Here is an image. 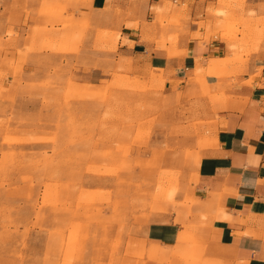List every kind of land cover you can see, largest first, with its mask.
<instances>
[{
    "label": "rangeland",
    "instance_id": "1",
    "mask_svg": "<svg viewBox=\"0 0 264 264\" xmlns=\"http://www.w3.org/2000/svg\"><path fill=\"white\" fill-rule=\"evenodd\" d=\"M216 1L196 24L225 40L227 67L244 72L264 48V0L259 9L249 6L255 0ZM183 9L172 0L152 7L162 44L175 43L191 21ZM45 12L63 18L60 9ZM70 25L62 21L60 34L44 27L31 44L79 53L83 32L69 33ZM119 28L94 30L93 49L109 53L103 75L84 78L87 65L65 63L29 87L0 86V264H143L152 217L188 197L194 160L215 130L205 98L221 97L204 76L193 89L170 91L156 70L134 74L117 53ZM187 241L193 248L175 261L204 263L200 239Z\"/></svg>",
    "mask_w": 264,
    "mask_h": 264
},
{
    "label": "crops",
    "instance_id": "2",
    "mask_svg": "<svg viewBox=\"0 0 264 264\" xmlns=\"http://www.w3.org/2000/svg\"><path fill=\"white\" fill-rule=\"evenodd\" d=\"M165 1L0 0V86L29 87L65 63L87 65L80 69L84 78L88 71L103 75L109 53L93 49L94 30L110 27H120L117 53L132 60L134 74L156 70L170 91L193 89V79L204 76L205 85L221 97L205 98L214 140L194 160L188 197L181 193L176 204L166 203V211L150 220L143 264H179L176 252L193 248L189 237L200 239L195 248L204 251L206 260L193 264H264V48L251 54L246 71L227 67L226 41L207 37L196 24L216 0H172L185 7L182 14L191 21H182L175 43L162 44L152 7ZM261 4L249 2L255 9ZM48 8L62 10L63 18L46 13ZM66 19L71 22L69 33L83 32L79 53L31 44L33 37L39 42L44 27L56 26L60 34ZM83 23L91 28L82 30ZM15 67H21L20 77H14Z\"/></svg>",
    "mask_w": 264,
    "mask_h": 264
},
{
    "label": "bare ground",
    "instance_id": "3",
    "mask_svg": "<svg viewBox=\"0 0 264 264\" xmlns=\"http://www.w3.org/2000/svg\"><path fill=\"white\" fill-rule=\"evenodd\" d=\"M117 40H118V39H117ZM117 40L115 41V43L118 42ZM197 74L200 75V72L198 71ZM212 140H214V139H212ZM210 145H211V144H210Z\"/></svg>",
    "mask_w": 264,
    "mask_h": 264
}]
</instances>
